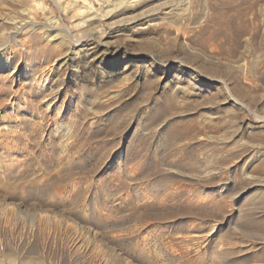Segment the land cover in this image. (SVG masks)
I'll return each instance as SVG.
<instances>
[{"label":"rangeland","instance_id":"374dc122","mask_svg":"<svg viewBox=\"0 0 264 264\" xmlns=\"http://www.w3.org/2000/svg\"><path fill=\"white\" fill-rule=\"evenodd\" d=\"M112 1L0 0L2 262L264 264V0Z\"/></svg>","mask_w":264,"mask_h":264},{"label":"bare ground","instance_id":"6f19581e","mask_svg":"<svg viewBox=\"0 0 264 264\" xmlns=\"http://www.w3.org/2000/svg\"><path fill=\"white\" fill-rule=\"evenodd\" d=\"M124 1V0H123ZM122 0H113L111 3H112V9H110V11H108V13L110 12H112V11H118V9H120L123 5H124V3L126 4V3H128V4H130L129 2L131 1V0H125V1H127V2H123ZM139 1H141V0H133V1H131V3H134V2H139ZM144 1V0H143ZM149 1V0H148ZM154 3V2H153ZM143 4V3H142ZM142 4H139V6L140 5H142ZM145 4V3H144ZM181 4V3H180ZM146 5V4H145ZM128 6V5H127ZM135 6V5H134ZM138 6V5H137ZM143 6V5H142ZM147 6H149V8L147 9L146 8V11L144 12L145 13V18H147V19H149L148 21H157L158 19L160 20L161 18H163L162 16H167V15H169L171 12H173L174 10H172V6H175V5H171V6H168V7H163V6H161V7H159V8H154L155 6L154 5H147ZM150 6H151V8H150ZM129 7V6H128ZM157 7V6H156ZM168 9H171L170 11H166V10H168ZM173 9H175V8H173ZM108 10V9H107ZM122 10V9H121ZM148 10V11H147ZM125 11V10H124ZM144 11V10H143ZM121 12V11H120ZM143 13V12H142ZM23 14H25V13H22V15ZM8 15V14H7ZM136 15V14H135ZM141 15V14H140ZM143 15V14H142ZM172 16V15H171ZM183 16V13H181V14H174V17H173V19H171V20H173L174 22H176L180 17H182ZM21 17V16H20ZM19 17V18H20ZM24 16H22V18H23ZM133 17V16H132ZM140 17V16H139ZM5 18V17H4ZM22 18H20L21 19V21L18 23V21L16 22V20L12 23L11 21V23H12V25L11 26H16L15 28H10L11 30H12V35H13V39L15 40V39H17L18 38V35L19 34H21L22 32H23V29L26 27V23L27 22H25V23H23V20H22ZM19 19V20H20ZM93 19V18H92ZM144 19V18H143ZM1 20V19H0ZM170 20V21H171ZM89 21V20H88ZM92 21V20H91ZM7 22H8V20H7ZM3 24V23H2ZM11 39H12V37H11ZM48 39V38H47ZM53 39V38H52ZM18 41V40H17ZM10 43H16L17 44V42L15 41V42H13V40H11L10 41ZM8 44V43H7ZM10 45V44H9ZM8 45V46H9ZM8 47H7V45L6 44H4V45H0V71H5L6 70V68H8V66H7V63L5 62V60L4 61H2L1 59V57H3V55L6 53L5 51H7L6 49H7ZM180 63H182V61L180 62ZM183 64V63H182ZM239 66H241V63H239ZM242 66H245V65H242ZM240 67V68H243V67ZM247 67V66H246ZM237 69H238V67H237ZM9 70V69H8ZM16 70L17 69H15L14 71H13V74H11V76H13L15 73H16ZM47 70V69H46ZM239 70V69H238ZM241 70V69H240ZM244 70V69H243ZM9 72L10 71H8V74H9ZM45 72V71H44ZM43 72V74L41 75H38V76H35L36 78H34V76H33V80H32V84H34V86H37V87H40L41 86V84H42V82H43V80H47L48 79V77H49V75H50V73H44ZM238 73V72H237ZM1 74V73H0ZM25 74V73H24ZM4 75V74H3ZM2 76V75H1ZM4 78V77H3ZM209 81H213V79H208ZM215 81V80H214ZM1 83V82H0ZM226 85V84H225ZM0 89H1V86H0ZM34 90V89H33ZM37 90H38V88H37ZM44 90V89H43ZM228 90V89H227ZM45 91V90H44ZM42 92V91H41ZM232 97V96H231ZM234 101H235V104L236 105H238V106H241V105H244L243 104V101L241 100V99H239V98H237V97H234ZM47 103V102H46ZM47 106H48V108L47 109H50L51 107H52V103L50 102V103H47L46 104ZM53 105H55V104H53ZM20 107V106H19ZM18 110H17V107L15 108V113L16 114H18ZM8 113V110H6V109H4V113L3 114H1L0 115V127L4 124V129L2 130V128H3V126L0 128V135H1V137H3V135L4 136H6L5 134L6 133H9L10 132V130H11V128L8 126V127H6L5 126V123L6 122H4V120H5V114H7ZM14 113V114H15ZM17 116V115H16ZM23 117V116H22ZM259 119H261V120H263L264 121V117L262 118V117H258ZM18 119V118H17ZM19 120V119H18ZM25 124V123H24ZM65 125V124H64ZM72 124H70V126H71ZM20 126V124H19V122H17L14 126H12V128L13 127H19ZM22 126H25V125H21V127ZM69 126V127H70ZM68 127V126H67ZM20 128V127H19ZM75 128V127H74ZM22 129V128H21ZM24 129H25V127H24ZM68 129V128H67ZM66 128H65V130H67ZM71 129V128H70ZM69 130V129H68ZM73 130V129H72ZM17 131V130H16ZM24 131V130H23ZM56 131V130H55ZM58 131H60V130H58ZM63 131V130H62ZM61 131V132H62ZM15 132V131H14ZM18 132V131H17ZM21 132V131H20ZM60 132V133H61ZM64 132V131H63ZM67 132V131H66ZM70 132V131H69ZM72 132V131H71ZM65 133V132H64ZM74 133V132H73ZM72 134V133H71ZM22 135V134H21ZM61 135V134H60ZM10 136V135H9ZM12 136H14V135H12ZM66 136V134H64V138H66L65 137ZM72 136H73V134H72ZM74 136H75V134H74ZM0 137V138H1ZM7 137H8V135H7ZM63 137V136H62ZM71 137V136H70ZM6 138V137H5ZM2 139V138H1ZM14 139V138H13ZM72 139H73V137H72ZM75 139V138H74ZM73 139V140H74ZM18 140V139H17ZM62 140V139H61ZM61 140H60V142H61ZM73 140H72V142H73ZM2 141V143H3V141L4 140H1ZM15 141H16V139H15ZM21 140H19V142H20ZM26 141V140H25ZM69 141V140H68ZM75 141V140H74ZM10 142V141H9ZM9 142H7V143H9ZM23 142V141H22ZM28 142V141H27ZM67 142V141H66ZM66 142H64V148H65V150L63 151V153L65 152L66 153V151H68L67 150V147H68V145L66 144ZM71 142V141H70ZM16 143H17V141H16ZM15 143V144H16ZM62 143V142H61ZM68 143V142H67ZM4 144V143H3ZM6 144V143H5ZM7 146H8V144H6ZM10 145V144H9ZM18 145V144H17ZM58 145V144H57ZM62 145V144H61ZM5 146V145H4ZM72 146V145H71ZM70 146V147H71ZM9 147V148H8ZM7 148L8 149H6V154H5V156H8V158H9V160L7 159V161L9 162V167H8V169H11V170H13L12 168H16V166H18V164H22V163H24L22 166H26L27 165V162H30V159H28L27 157H21V154H19V150L17 149L18 147H16L15 145L14 146H8ZM29 147V146H28ZM61 147V146H60ZM74 147V146H73ZM25 148V147H24ZM62 148V147H61ZM24 151V150H23ZM22 151V152H23ZM27 151V150H26ZM31 151V150H30ZM33 152V151H32ZM31 152V153H32ZM52 152V151H51ZM57 152L58 151H56V154H57ZM30 153V152H29ZM69 153V152H68ZM258 153V152H257ZM17 154H19V155H17ZM24 154V153H23ZM52 155H53V153H51ZM55 154V155H56ZM62 154V153H61ZM60 154V155H61ZM29 155V154H28ZM59 155V154H58ZM63 155V154H62ZM4 156V155H3ZM51 156V155H50ZM66 156H68V154L66 155ZM65 156V157H66ZM1 157V156H0ZM63 157V156H62ZM1 159V158H0ZM6 159V158H5ZM3 160V159H2ZM1 160V161H2ZM32 160V159H31ZM4 162H5V160H4ZM8 164V163H7ZM6 164V165H7ZM0 165H2V164H0ZM37 165H38V163H37ZM21 166V165H20ZM21 166V167H22ZM39 166H41V165H39ZM5 166H3V168H4ZM38 167V166H37ZM36 167V168H37ZM42 167V166H41ZM2 168V169H3ZM263 168V167H262ZM1 169V170H2ZM0 170V171H1ZM6 170V169H5ZM3 172V171H2ZM6 172H7V170H6ZM12 172V171H11ZM10 172V173H11ZM5 174V173H4ZM1 175V174H0ZM19 175V174H18ZM2 176V175H1ZM40 182V181H39ZM66 184V183H65ZM52 187V186H51ZM54 187V186H53ZM60 189V188H59ZM28 190H29V188H28ZM48 190H50V188L48 189ZM57 191V190H56ZM57 193V192H56ZM53 195V194H52ZM60 195V194H59ZM54 196V195H53ZM52 196V197H53ZM67 197V196H66ZM64 198V197H63ZM62 199V198H61ZM52 200H53V198H52ZM57 200V199H56ZM59 200H60V198H59ZM63 200V199H62ZM1 202V201H0ZM1 204V203H0ZM3 204H4V202H3ZM35 206V205H34ZM33 206V207H34ZM53 207V206H52ZM30 208V207H29ZM35 208H38V207H35ZM1 209V208H0ZM26 209V208H25ZM4 210V209H3ZM32 210V209H31ZM35 210V209H34ZM25 211V210H24ZM28 211V210H27ZM38 211V210H37ZM67 211V210H66ZM85 212H86V210H84ZM44 213H45V211H43ZM42 212V213H43ZM88 212V211H87ZM6 213V212H5ZM12 213V212H11ZM18 213V212H17ZM37 213H39V212H37ZM36 213V214H37ZM48 213V212H47ZM46 213V214H47ZM53 213V212H52ZM32 214V213H31ZM46 214H44V215H46ZM50 214V213H49ZM2 215V214H1ZM43 215V216H44ZM3 216V215H2ZM40 216V215H39ZM61 216V215H60ZM88 216H89V214H88ZM6 217V216H5ZM42 217V216H41ZM45 217V216H44ZM47 217V216H46ZM57 217V216H56ZM62 217V216H61ZM65 217H67V215L65 216ZM70 217V216H69ZM90 217H91V215H90ZM12 218V217H11ZM19 218V217H18ZM22 218V217H21ZM55 218V217H54ZM0 219H3V218H1L0 217ZM5 219V218H4ZM44 219V218H43ZM63 219V218H62ZM66 219V218H65ZM65 219H64V221H65ZM67 219H68V217H67ZM89 219V218H88ZM6 220V219H5ZM9 220V219H8ZM19 220V219H18ZM26 220V219H25ZM40 220V219H39ZM56 220V219H55ZM11 221H13L12 219L10 220V222ZM44 221H45V219H44ZM57 221V220H56ZM89 221V220H88ZM9 222V221H8ZM9 222V223H10ZM26 222V221H25ZM40 222V221H39ZM46 222V221H45ZM55 222V221H54ZM71 222V221H70ZM69 222V223H70ZM8 223V224H9ZM12 223V222H11ZM10 223V224H11ZM15 223V222H14ZM45 224V223H44ZM44 224H43V226H44ZM65 224H66V222H65ZM23 225V224H22ZM40 225H41V223H40ZM42 226V225H41ZM55 226V225H54ZM61 226V225H60ZM74 226H76V225H74ZM45 227V226H44ZM66 227H67V225H66ZM70 228H71V226H70ZM70 228H68V229H70ZM76 228V227H75ZM17 229V228H16ZM71 229H73V228H71ZM158 229V228H157ZM42 230V229H41ZM76 231V230H75ZM4 232V231H3ZM32 232V231H31ZM41 232V231H40ZM68 232V231H67ZM71 232H73V230L71 231ZM89 232V231H88ZM92 232V231H91ZM90 232V233H91ZM34 233V232H33ZM87 233V232H86ZM42 234V233H41ZM49 234V233H48ZM85 234V233H84ZM89 236H90V234L89 233H87ZM74 235H75V237L76 238H74V242H73V245H74V247H76V250L78 251V252H82V254H84V255H88V253L90 252H92L93 250H97V249H95L96 247V245H94V244H87L86 243V238L85 237H82V235L81 236H77L76 234H75V232H74ZM87 235V236H88ZM93 235V234H92ZM96 235V234H95ZM34 236V235H33ZM41 236V235H40ZM99 236V235H98ZM112 236H114V234L112 235ZM121 236H123V235H121ZM44 237V236H43ZM72 237V236H71ZM88 238V237H87ZM90 238V237H89ZM88 238V239H89ZM124 238V237H123ZM91 239H93V238H91ZM94 241H95V239H94ZM97 242H99L98 240H96ZM71 242V243H72ZM145 242V243H144ZM93 243H95V242H93ZM161 243H157V241H156V244H154V246L152 245V244H150L149 242H148V240H142V242H140V243H138V244H136L135 245V251H138L139 250V252L141 251V252H143V254H144V256H146V257H148V258H155L156 260H155V264H159V263H161L162 262V260H164V259H162L163 257H162V254H161V250H160V245ZM165 244V243H164ZM167 244V243H166ZM69 245V244H68ZM72 245V244H71ZM72 245V246H73ZM100 246V245H99ZM98 246V247H99ZM163 247V246H162ZM161 247V248H162ZM169 247V246H168ZM167 247V249H169ZM44 248H46V247H44ZM104 248V247H103ZM171 248V247H170ZM100 249V248H99ZM103 250V249H102ZM1 251V250H0ZM164 251V250H163ZM171 251H172V249H171ZM170 251V252H171ZM103 252H105V251H103ZM3 253V252H2ZM167 253V252H166ZM172 253V252H171ZM4 254V253H3ZM102 254V253H101ZM163 254H165V253H163ZM173 254V253H172ZM7 256V255H6ZM100 256V255H99ZM153 256H155V257H153ZM170 256V255H169ZM172 256V255H171ZM18 257V256H17ZM93 257V256H92ZM167 257V256H166ZM2 257H0V264H4V262H2V259H1ZM4 258V257H3ZM11 258V257H10ZM20 258V257H19ZM17 259V258H16ZM21 259V258H20ZM31 259V258H30ZM93 259V258H92ZM34 260H36V259H34ZM33 260V261H34ZM18 261V259L16 260V262ZM15 262V261H14ZM12 262H10V263H8V264H11ZM21 264H29L28 262H25V261H23V263H21ZM31 264H33V263H31Z\"/></svg>","mask_w":264,"mask_h":264}]
</instances>
